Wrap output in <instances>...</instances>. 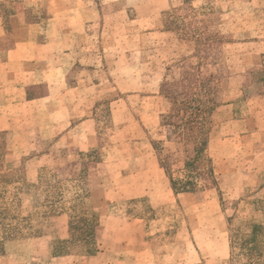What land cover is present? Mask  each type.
I'll return each instance as SVG.
<instances>
[{"label":"rangeland","instance_id":"374dc122","mask_svg":"<svg viewBox=\"0 0 264 264\" xmlns=\"http://www.w3.org/2000/svg\"><path fill=\"white\" fill-rule=\"evenodd\" d=\"M0 2L24 43L21 16L56 10L62 31L18 73L50 97L0 106V242L17 255L0 264H94L36 241L94 215L109 264H264V0Z\"/></svg>","mask_w":264,"mask_h":264},{"label":"crops","instance_id":"0c3cea01","mask_svg":"<svg viewBox=\"0 0 264 264\" xmlns=\"http://www.w3.org/2000/svg\"><path fill=\"white\" fill-rule=\"evenodd\" d=\"M5 3L6 5L9 4L8 2ZM18 21L21 24H19L21 28H35L37 29V31L32 36V38H29V40L32 39L29 43H24V41H22L23 38L16 34L17 30L14 29V23H16L14 16L11 15V17L9 18V29H5L3 25V19L0 14V40L7 39L8 37L11 38V42L9 43V45L0 48V106L1 104H13L14 102L18 104L31 103L34 101H40L49 98L50 88L47 89L46 85L44 84L45 81L33 84L22 83V80L20 81L18 78V73L25 70L26 65L29 64L31 61L35 60V57H37L39 63H41V61H44L47 57L44 53H48V48H50V50H52L51 48H53V52H56L54 47L57 48L58 45L61 46L59 40L62 37V31H60L61 27L58 28L60 19L56 14V10H54V12H51L49 18L43 21L28 22L27 20H25L24 16H21ZM50 26H54L55 28H53V32L51 31V33H48V29ZM39 39H43V43H40L38 41ZM35 89L36 91H39V89H41V94L31 95V92H33V90ZM9 119L10 118L8 117H3L0 115V133L6 132V136H10L13 130L11 126L12 124L10 125L8 122ZM9 149L10 147L6 139L4 158H6V154ZM32 167V163L29 165L27 164L26 173L28 175V178L26 179V181L28 183H33L37 179V173H35L34 175L32 174ZM6 168L7 164L6 160L4 159L3 169ZM66 239H68V230L66 227H53L51 229V232L47 236L36 238V241L39 242L41 246V256L44 259H48L50 261H65L74 259V257L69 256L55 257L52 255L51 244L56 241H63ZM16 258L17 255L15 254H4L0 255V262H7L9 260H15ZM30 260L34 261L33 258H31ZM82 260H85L88 263L94 262V264L100 262H102L101 264H109L111 262L109 261V259L106 258V255L103 252H96L94 256L82 258Z\"/></svg>","mask_w":264,"mask_h":264},{"label":"trees","instance_id":"16d2710c","mask_svg":"<svg viewBox=\"0 0 264 264\" xmlns=\"http://www.w3.org/2000/svg\"><path fill=\"white\" fill-rule=\"evenodd\" d=\"M29 22V21H28ZM198 109V108H197ZM209 111V110H208ZM168 116H163L161 119L167 118ZM197 119L196 116L194 118L190 117V120L188 122L189 125H192V123ZM190 131L193 130L190 126H188ZM1 134V133H0ZM1 136V135H0ZM207 139L203 140L201 142V146L203 148L197 149V152H204L205 146H206ZM4 156H5V141L1 140L0 138V183H10L11 180H7L5 174L3 175V163H4ZM8 175V174H6ZM12 183V182H11ZM71 222H69V237L66 240L63 241H56L53 243L52 246V255L55 257H75V258H88L90 256H94L97 252L96 249V237L95 232L96 228L98 227V219L97 216L94 215L93 218L87 219V218H79L78 216H70ZM79 220V221H78ZM82 225H81V224ZM81 225V226H80ZM81 227V228H80ZM81 230L82 232V238L85 240L84 243H77L75 244V231ZM81 241V240H80ZM248 243H251L250 241ZM8 242L5 240L4 242H0V255H4L8 252V250L3 249V247H7ZM63 247L66 248V250H63ZM252 247L251 249H254Z\"/></svg>","mask_w":264,"mask_h":264}]
</instances>
